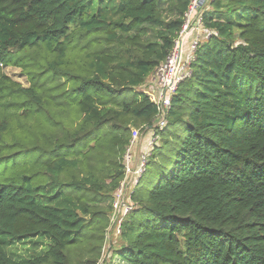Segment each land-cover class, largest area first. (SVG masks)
<instances>
[{"label": "trees", "instance_id": "trees-1", "mask_svg": "<svg viewBox=\"0 0 264 264\" xmlns=\"http://www.w3.org/2000/svg\"><path fill=\"white\" fill-rule=\"evenodd\" d=\"M191 2L0 0V264H103L132 128L158 140L108 264H264V0H208L212 33L154 127L142 85Z\"/></svg>", "mask_w": 264, "mask_h": 264}, {"label": "built area", "instance_id": "built-area-1", "mask_svg": "<svg viewBox=\"0 0 264 264\" xmlns=\"http://www.w3.org/2000/svg\"><path fill=\"white\" fill-rule=\"evenodd\" d=\"M197 1L198 0H192L188 10L185 12L184 23L182 24L175 45L166 61L160 64L151 75V80L155 81L156 84H153V86L150 85L145 90L156 106L154 127L162 128L165 126L166 114L169 110L171 96L178 83L189 74L188 65L193 59L198 41L202 38H207L212 33L203 27L200 15L201 11L197 8ZM188 37H190L188 42H186L188 50L184 55V44ZM148 130L150 131V135L147 140L146 148L140 151L139 154L135 156V159L133 148L138 143L143 130L140 128H132L131 130L129 142L123 154L124 175L118 187L113 192L110 223L115 216L128 214L134 207L130 194L138 183L153 145L158 140L155 131L153 129Z\"/></svg>", "mask_w": 264, "mask_h": 264}, {"label": "rangeland", "instance_id": "rangeland-1", "mask_svg": "<svg viewBox=\"0 0 264 264\" xmlns=\"http://www.w3.org/2000/svg\"><path fill=\"white\" fill-rule=\"evenodd\" d=\"M190 39V37L187 38V40L185 41L184 44V55L186 54L188 47H187V43L188 40ZM84 41H87V39H83V40H77L75 39L73 41L72 44L76 43V42H80L83 43ZM70 44V45H72ZM46 53L43 52L41 49L35 50V51H30V54L28 56V58H31V62H36L37 67L34 69L35 71H38L37 69L40 68V64H45V62H43L44 57H45ZM78 56V52L76 48H69L67 49V55H66V60L69 61L72 65H76L75 64V60ZM33 57V58H32ZM44 66V65H42ZM5 74H7L12 80L18 81L20 84H22L23 86H29L30 85V81L28 80L29 77H27L25 75V70L23 68L17 67V66H7L4 69ZM153 84L155 85V81L151 80L150 78H148L146 80V84L142 85V87L144 88V90H146L150 85L153 86ZM151 88V87H150ZM144 132V131H143ZM142 135V134H141ZM140 135V136H141ZM140 140V138H139ZM29 155L26 154H17L14 155L13 157H11V161L15 162V161H26V158H28ZM13 167V166H12ZM12 167L10 166L9 162L8 164L4 162V160L0 161V177L1 174L3 173L6 174L10 169H12ZM127 214H120L118 216H115L112 220V222L110 223V226L107 228L106 230V239L104 241V245H103V249L102 252L100 254V260L99 263H102L103 260H105L103 262V264H108L110 257L113 253V251L111 250L110 246L112 244V246H116L119 244L120 238H119V223H121L122 219L126 216ZM98 232H101V226H99L98 228ZM27 244L21 246L20 244H17V247L20 249V251H23L24 248H26ZM117 256V255H116ZM118 257V256H117ZM113 261H116V257H113Z\"/></svg>", "mask_w": 264, "mask_h": 264}, {"label": "crops", "instance_id": "crops-1", "mask_svg": "<svg viewBox=\"0 0 264 264\" xmlns=\"http://www.w3.org/2000/svg\"><path fill=\"white\" fill-rule=\"evenodd\" d=\"M207 3H208V0H204L201 3L199 10L201 11L202 9L209 7ZM150 79H151V77H150ZM141 134L142 135L140 136V140L138 141V143L133 148L134 149L133 150L134 159L136 158L135 156H137L140 151H142L146 148L147 140H148V137L150 135V131L148 129H146V130H144V132L142 131Z\"/></svg>", "mask_w": 264, "mask_h": 264}, {"label": "water", "instance_id": "water-1", "mask_svg": "<svg viewBox=\"0 0 264 264\" xmlns=\"http://www.w3.org/2000/svg\"><path fill=\"white\" fill-rule=\"evenodd\" d=\"M203 1H204V0H198V1H197V8H198V9L200 8L201 3H202Z\"/></svg>", "mask_w": 264, "mask_h": 264}]
</instances>
